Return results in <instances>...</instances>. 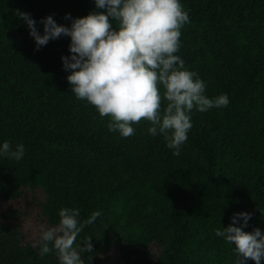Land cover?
<instances>
[{"label": "trees", "instance_id": "trees-1", "mask_svg": "<svg viewBox=\"0 0 264 264\" xmlns=\"http://www.w3.org/2000/svg\"><path fill=\"white\" fill-rule=\"evenodd\" d=\"M180 2L189 22L176 55L229 105L193 109L177 156L149 121L127 138L109 131L110 118L72 93L62 60L71 38L37 50L17 15L43 35L48 16L71 27L104 11L95 0H0V146L24 145L19 161L0 155V264H59L55 250L41 255L40 238L62 207L79 209L81 223L100 213L74 245L92 239L84 264L120 245L130 247L123 264H235V244L216 230L247 212L243 230L264 233V0Z\"/></svg>", "mask_w": 264, "mask_h": 264}, {"label": "clouds", "instance_id": "clouds-1", "mask_svg": "<svg viewBox=\"0 0 264 264\" xmlns=\"http://www.w3.org/2000/svg\"><path fill=\"white\" fill-rule=\"evenodd\" d=\"M95 4L104 11L76 18L71 27L46 17L41 21L43 35L30 14L17 10V15L26 21L37 50L61 36L71 38V55L62 60L65 71L71 73L67 80L72 93L94 106L101 117L110 118L109 131H118L127 138L134 135V124L149 121L152 126L148 132L163 135L167 147L180 155L192 127L189 113L229 105L227 94L209 98L205 82L176 55L181 47V29L189 22L187 12L180 0H95ZM160 85L165 90L163 97ZM163 100L167 101L164 107ZM0 155L19 161L24 145H16L13 150L5 141ZM79 215V209L62 207L59 224L42 227V256L55 250L59 264H84L81 253L93 252L92 239L86 238L85 246L79 249L74 245L84 226L93 224L100 213L93 212L83 223ZM240 219L243 224L237 227ZM250 219L247 212L234 214L227 228L215 232L235 244V264H246L248 260L261 264L264 260V233L259 228L243 230Z\"/></svg>", "mask_w": 264, "mask_h": 264}, {"label": "rangeland", "instance_id": "rangeland-1", "mask_svg": "<svg viewBox=\"0 0 264 264\" xmlns=\"http://www.w3.org/2000/svg\"><path fill=\"white\" fill-rule=\"evenodd\" d=\"M130 252V247L126 246L122 249V245L113 248L106 255L103 256L102 261L99 264H123L124 255Z\"/></svg>", "mask_w": 264, "mask_h": 264}]
</instances>
